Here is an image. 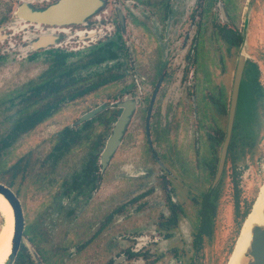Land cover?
Masks as SVG:
<instances>
[{"label":"flooded vegetation","instance_id":"1","mask_svg":"<svg viewBox=\"0 0 264 264\" xmlns=\"http://www.w3.org/2000/svg\"><path fill=\"white\" fill-rule=\"evenodd\" d=\"M261 40L264 0H0V73L12 63L29 75L8 79L17 84L0 91V184L20 199L32 245L22 242L14 264H53L52 257L70 264L121 215L131 226L122 236L128 244L107 257L110 242L98 255L105 264H227L260 190L247 195V178L264 172ZM241 57V87L252 79L261 124L256 114L248 124L237 119L241 87L231 121ZM216 64L226 71L213 93ZM120 85L109 102L36 140L62 113ZM127 110L123 136L110 151ZM117 168L121 179L141 183L121 207ZM152 198L162 205H151ZM180 233L189 235V249Z\"/></svg>","mask_w":264,"mask_h":264},{"label":"rangeland","instance_id":"2","mask_svg":"<svg viewBox=\"0 0 264 264\" xmlns=\"http://www.w3.org/2000/svg\"><path fill=\"white\" fill-rule=\"evenodd\" d=\"M260 45L262 47H264V42H262V40L259 42ZM258 45H256L257 47ZM264 50V48H263ZM10 63V61L8 62ZM218 64L213 66V70L215 71V77L217 78L216 80H212V83L210 85V89L212 90L213 93L217 92V89L219 88V84H221V81L219 79L220 75H224L223 73H225L226 70L222 71L221 68L217 67ZM1 73H0V91L4 90V89H8V88H14V86L17 84V80H8L11 78H26L29 77L28 74H17V69L16 67L14 68V64L10 63V65H4L1 68ZM222 71V72H221ZM231 71V70H228ZM31 74H34L33 72H30ZM30 74V75H31ZM219 74V76H218ZM141 75V74H139ZM204 71L201 69L200 70V76L204 77ZM248 77H245V79L242 82V87H241V92H240V99H239V106H238V116L237 119L241 120L242 124H248L250 122V120L252 119V117H254V115L256 114L257 116V122H259L261 124V117H260V109H259V104L257 103V96L254 93V90H252V79L247 80ZM24 81V80H22ZM131 80H127V84H129ZM231 83V82H230ZM229 83V84H230ZM150 82L146 81L144 84H142L143 88L149 90L150 89ZM169 85V84H168ZM230 86V85H229ZM167 87V86H166ZM123 88V85L117 86V87H112V88H107L105 89L102 94H101V98H93V97H89L87 98L85 101H83L82 104L79 105V107L74 108V109H70L68 112H64L61 115H59L58 117H56L51 125L49 126H44L41 130H39L36 135L35 138L37 141H43L45 140L46 137H48L50 134L56 132L61 126L69 124V123H74L75 120L83 113L81 112L82 110L84 111L85 109H87V107L93 106L95 103L99 104L102 102H109L110 100L106 99L109 96H114L118 93H120L121 89ZM144 89V90H145ZM166 94V89L165 91L162 92V98L165 97ZM80 110L78 113L77 111ZM77 113V115H75ZM103 129L105 130L106 128L103 127ZM109 131V129H108ZM34 139V138H33ZM131 141H134L133 138H130ZM128 140V139H127ZM129 141V140H128ZM128 146H125V148ZM124 148V149H125ZM260 151L262 154H264V143L261 145L260 147ZM123 150L121 151L120 155H122ZM76 157V156H75ZM74 157V158H75ZM119 167V165L117 166ZM172 169L174 170V174L176 177L181 176L179 174V166L178 165H171ZM115 174H116V189H117V196H116V205L117 207H121L122 205L126 204V201L128 200V198L130 197V195L132 194V192L134 190H138L141 186L139 184L141 183H137L138 181H133V179H129L124 177L123 179L120 178V169L117 168L115 170ZM133 183H132V181ZM196 180H199V178L196 177ZM264 182V172L261 175H257L255 170H252L250 175L247 178V182H246V193L247 195H249L251 198H253L254 196H256V193L258 191V188L262 187ZM148 183V182H146ZM262 183V184H261ZM191 184L193 185H197L201 186L199 182L196 181V183H193V181H191ZM146 185V184H144ZM261 185V186H260ZM141 189H145L144 186H142ZM108 193V186L106 187V189L104 190V192H102V197H104L105 195L107 196ZM157 200V201H156ZM162 205V200L161 199H155L152 198L150 204L151 205H157V204ZM105 207L107 208V210L109 209V205L108 202L105 203ZM112 209V207H111ZM128 210V209H127ZM160 210V209H157ZM159 212H156V214L158 215ZM26 215V214H25ZM28 215V227L30 228V219H29V213H27ZM103 217V213H101V218ZM117 224L116 226H112L110 229H106L104 234H101L100 239L98 241H96V244L94 245V248L90 249L89 252L87 254H83V255H78L76 256L74 259H71V261L69 262L70 264H79L81 263V259L79 258H83V256L87 255V257L91 258V261L95 262V264H105L107 261H103L100 260L98 258L99 254H102V252H106V250L108 249L109 244L112 243V245L115 243V247L113 248V250L109 253L108 256H114V255H118V253L122 250V247L124 245H127L128 243L125 241V239L122 237L123 234L126 233L127 229H131V226L128 224L126 226V222L122 221L124 219V215L121 216H117ZM4 223V217H2V215L0 214V231H1V227ZM140 224V221H139ZM142 226V222L140 224ZM133 230H140L139 228H133ZM55 240L60 239V237H58V235H53ZM177 240L181 243V245H183L184 247H186L187 249H189V240L190 237L188 234L183 235V234H177L176 236ZM24 242L26 246H30L31 243L28 239V236H24ZM111 242V243H110ZM32 246V245H31ZM39 247L41 249H47V247L45 246L44 243H39ZM49 256V253L47 254ZM192 255V251L188 252V258H190V256ZM73 260V261H72ZM76 260V261H75ZM52 263H56V259L54 257H52ZM80 261V262H79ZM90 261V260H89ZM199 262H195V264H197ZM118 264H121L118 263ZM126 264V263H123Z\"/></svg>","mask_w":264,"mask_h":264},{"label":"water","instance_id":"3","mask_svg":"<svg viewBox=\"0 0 264 264\" xmlns=\"http://www.w3.org/2000/svg\"><path fill=\"white\" fill-rule=\"evenodd\" d=\"M253 2L254 0H250V4H252ZM243 69H244V58L241 57L239 59L238 69L236 72V77H235V82H234V88L232 92L231 121L236 111L237 104H238ZM130 112L131 111L129 110L125 111L121 119L117 123L116 128L114 130V134L109 139L110 151H112L115 148V146L118 143H120V140L123 136V133L126 127V123L129 119ZM225 149H224V152H225ZM0 195L4 197V199L11 206L12 211H13V221H14L13 235H12V240H11V250L4 264H14L18 256V253L20 251L21 244L22 242H24V231L26 228V215H25L23 205L20 199L9 187L3 184H0ZM259 210H261L262 212L263 220L261 222L255 221V215ZM247 222L252 224L250 228L251 229V239H250L248 248L246 249V252H245L247 261L243 264H264V182H263L262 187L259 190V193L255 199V202L248 216L246 217L244 221L239 238L237 239V242L235 244V247L232 250L231 257L229 258V261L227 264H229L232 256L234 255V252L237 249L238 242L242 236V232Z\"/></svg>","mask_w":264,"mask_h":264},{"label":"bare ground","instance_id":"4","mask_svg":"<svg viewBox=\"0 0 264 264\" xmlns=\"http://www.w3.org/2000/svg\"><path fill=\"white\" fill-rule=\"evenodd\" d=\"M0 213L4 217V224L0 231V264H4L8 258L11 250V240L13 235V211L9 203L0 195ZM262 212L259 210L255 215V221L261 222ZM251 226L249 222L242 232V236L238 242V246L234 255L232 256L229 264H243L247 261L245 256L246 249L248 248L251 239ZM248 228V229H246Z\"/></svg>","mask_w":264,"mask_h":264},{"label":"trees","instance_id":"5","mask_svg":"<svg viewBox=\"0 0 264 264\" xmlns=\"http://www.w3.org/2000/svg\"><path fill=\"white\" fill-rule=\"evenodd\" d=\"M60 83H53V89H54V92H57L59 91L60 87L58 86ZM250 212V211H249ZM249 214V213H248ZM248 216V215H247Z\"/></svg>","mask_w":264,"mask_h":264}]
</instances>
